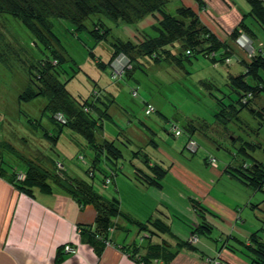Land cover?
<instances>
[{
	"label": "trees",
	"instance_id": "obj_1",
	"mask_svg": "<svg viewBox=\"0 0 264 264\" xmlns=\"http://www.w3.org/2000/svg\"><path fill=\"white\" fill-rule=\"evenodd\" d=\"M194 1L199 10L205 8L202 0ZM246 2L250 6V12L243 15L241 21L231 31L225 33L223 31L228 37V41L237 49H241L240 44L236 42L241 35L246 36L252 42L256 39L255 31L245 23L246 16L250 17L264 31V0H246ZM167 3L168 0H0V43L4 42L7 36V28L2 22L1 16L10 15L21 23L46 49L51 50V57L40 59L38 66H31L32 69L28 71L30 77L27 84L20 89V92L18 91L19 102H28L38 97L44 98L46 103L42 108L41 117L47 118L51 124V129L41 126L40 135L55 145L63 130L68 129L82 136L86 144L85 147L92 152L90 161L87 162L85 168V174L91 182L69 176L61 163L54 164V162L43 158L35 159L34 155L27 159L28 163H24L23 168L19 171L15 168L16 163L12 167L11 162L3 159L0 154V176L5 178V174L1 171H6V168L2 165H9L11 171L7 180L19 193L28 197H34L35 191L43 194L60 193L71 198L79 208L91 206L95 212L93 223L89 225L78 224L76 228L80 242L89 246L97 256L106 246L112 245V233L114 231H126V228L120 225L116 219L119 218L125 224L134 226L138 234L142 233L141 238L145 239L146 243L137 245L132 242L120 246V249L138 264L157 262L158 264H170L180 251L197 252L195 243L198 238L209 237L214 229V224L208 222L207 217L211 216L220 220L222 218L204 206L200 200L187 195L190 207L200 219L193 226H190L187 235L181 238L172 232L169 224L164 220L148 217L144 222H141L132 217L129 212L122 210L123 199L121 197H119L120 199L106 197L96 192L93 180L97 174L102 187H107L110 184L115 187V179L121 175L122 179L133 181L137 186L161 189L168 171L160 165L152 163L148 155L142 150L131 153V161L129 160V162L132 171L126 173L123 170L124 167L120 163L123 155L116 144L119 134L115 139H106L100 132L103 130V121L112 120V107L115 106L120 111L117 106L118 103L113 94L106 90L99 93L93 91L91 101L87 99L81 102L72 101L66 89V82L59 80V76L63 73L61 66L69 60H66L64 55L55 50L59 41L52 32L51 19L68 20L75 25L77 31H83L86 30L85 20L90 19L91 16H96V20L91 22V28L87 30V33L97 43L105 40L110 31L104 24L103 18L116 23L121 22L129 29L136 30L138 28L135 26L138 22L157 13L159 19L150 26L154 32L153 36L144 32L140 33L137 30L135 36L141 37L138 42L133 41V38L136 39L135 36L126 41L114 40L106 63L96 59L92 52L88 53L95 60L99 69L103 71L106 67L109 69V79L115 84H120L125 77L126 80L131 78L136 68L140 67V58L144 57L154 62L163 60L173 62L182 67L183 62L190 63L191 58L196 59L197 56H203L208 58L213 65L218 63L225 65L226 59L234 55L235 49L226 40H219L215 33L201 21L198 13L192 7L181 4L175 8V14L172 15L164 9ZM10 46L9 43L4 44V46L0 45V49L5 48V50H0L2 62L4 60L2 57H5L6 53L13 56L11 52L13 48ZM121 57L123 59L119 61ZM244 57V59L238 58V63L240 62L239 65L243 68L240 73L228 72L226 74V86L229 90L220 97L214 96L218 106V111L214 115L223 126V137L231 139L232 142H240L242 147L239 150L243 154H246L244 145L251 151L259 150L263 155V160L249 155L248 162L241 160L238 164L233 163V165L231 164L232 160L223 169H220L217 159L208 152L205 154L203 162L212 169L219 168L222 171L221 177L224 176L227 180L224 181L225 185L221 187L223 192H234L239 187V190H248L251 197L258 193H264V143L247 142L244 137L238 134V130L235 132L234 128H227V125L228 123H241L240 114L242 111H246L248 114L256 116L255 121L258 125L254 131L250 128L251 134L259 137L258 131L264 127V107L259 103L261 94L264 93V78L262 77L264 74V44L258 42L253 52H248ZM204 85L211 88V86ZM136 95L137 88H134L130 91V96L135 97ZM142 109L145 117L157 114L161 120L167 123L169 125V132H167L173 137L185 135L186 139L182 144L183 150L190 154L196 153L198 144L194 139V134L199 133V129L195 126V119L177 116L168 119L147 100H143ZM29 123L32 122L29 120ZM139 123L152 133L151 129L141 120ZM39 124L38 121L36 125ZM204 125L207 126L205 123ZM176 131L178 132L177 135L175 134ZM98 136L103 138L100 139ZM150 143L156 146V143L151 139ZM212 145H216L214 141H212ZM9 147L13 153L10 151L6 153L10 156H16V149L11 145ZM79 157L84 159L83 156ZM15 158L22 162L17 156ZM133 159L140 160L141 165L139 163L133 164ZM18 174L23 175L22 181L17 180ZM236 182L239 186L235 188ZM118 193L121 195L120 190ZM130 193L135 195L132 186ZM263 201L264 199H258L254 203L246 202L244 209L259 211ZM244 206H239L236 210L242 211ZM263 227L254 229L246 240L231 233H223L224 236L220 244L230 253L244 256L247 264H264V239L260 236V234L264 235ZM171 241L174 243L171 244ZM73 248L74 252L70 254L76 253V247L73 246ZM63 253L61 246L59 254ZM64 254L69 253L65 252ZM56 261L59 262L60 258H56ZM205 263L228 264L222 259L209 257L205 259Z\"/></svg>",
	"mask_w": 264,
	"mask_h": 264
},
{
	"label": "rangeland",
	"instance_id": "obj_2",
	"mask_svg": "<svg viewBox=\"0 0 264 264\" xmlns=\"http://www.w3.org/2000/svg\"><path fill=\"white\" fill-rule=\"evenodd\" d=\"M202 2L205 4V8L199 10L194 0H168L164 9L172 15L175 14V8L181 4L195 9L201 21L212 27L213 31L215 29L214 32L217 33L215 35L218 39L226 40L235 49L234 55L226 59L225 65L220 63L213 65L208 58L203 56H197L196 59L191 58L190 63L183 62L182 67L173 62L164 60L154 62L144 57L140 58V67L136 68L133 76L128 80L125 77L120 84L113 83L108 76L109 69L107 67L104 71L99 69L95 64V60L88 53L92 52L96 59L106 63L114 40H129L137 34V30L140 33L144 32L153 36L154 32L150 29V26L155 20L159 19L157 13L149 15L138 22L135 26L138 28L136 30L129 29L121 22L116 23L103 18L104 24L110 31L105 40L97 43L87 33V30L91 28V22L96 20V16H91L90 19L85 20L86 30L83 31H77L75 25L68 20L51 19L52 32L59 41L55 50L64 55L66 60H69L61 66L63 73L59 76V80L66 82V89L72 101L81 102L85 99L91 101L93 91L99 93L106 90L113 94L118 103L117 106L121 112L113 105L112 120H104L103 130L100 132L106 139H115L119 134L116 144L123 155L120 161L122 167H124L123 170L126 173L132 171L129 162V160L131 161V153L132 151L142 150L148 155L152 163L160 165L169 174L167 179L162 182L160 190L154 188H150V192L135 190V195L130 193V185L120 187L121 183H129V181L118 175L116 186L120 187L121 194L118 195V190L115 191L113 185L102 187L99 182V175L96 173L97 176L93 180L96 192L106 197H116L117 199L121 197L123 199L122 210L132 208V214L136 217L144 218L142 216L146 215V219L151 216L152 219L156 217L164 220L169 224L172 232L181 238L186 236L190 226L194 225V217L196 219L199 217L190 208L187 200L189 194L184 193V187L173 181L172 174L174 170L182 174L185 167H188L187 173H204V176L212 179L214 169L203 162L205 154L208 152L217 159L220 169H223L232 160L231 164H238L241 160L248 162L249 155L263 160V155L259 150L251 151L244 145L243 147L248 155L243 154L239 150L242 147L240 142H232L231 139L223 137V126L214 115L218 111L214 96L220 97L229 90L226 86V74L228 72L237 74L243 70L239 65L240 62L238 63V58L244 59L245 54L253 52L258 42L264 44V31L250 17L246 16L245 23L255 31L256 39L252 42L246 36L241 35L236 40L241 49H237L228 41V37L225 36L221 28L228 32L231 31L241 21L242 16L250 12L249 4L246 0H202ZM1 19L7 28V36L0 45L11 44L10 47L13 49L10 51L13 56L6 53L5 57H2L5 61L0 60V135L2 136L0 139H3L7 144L0 145V147L5 150V153L7 151L13 153L9 145L16 149V156L22 160V162H18L16 156L10 153L12 161H17L15 164L17 165L16 170L20 171L24 163H28L26 158L34 155L35 159L43 158L54 162V164L61 163L65 172L71 177H79L90 181L85 174V168L87 162L90 161L92 152L85 147L84 138L75 132L64 129L55 145L51 144L50 141L40 135L39 130L41 126L51 129V124L47 118L45 116L41 117L46 100L42 97L28 102H19L18 100L20 89L27 84L30 77L28 71L32 69L31 66H38L40 59L51 57V50L46 49L39 43L12 16L2 15ZM231 27L233 28L231 29ZM135 38H133L135 42L141 40V37L135 36ZM0 50H5V48L2 47ZM122 59L123 57L119 61H122ZM262 77L264 78V74H262ZM204 84L208 87L211 86V88H207ZM134 88H137V95L131 97L130 91ZM143 100H147L149 104L153 105L168 119L173 116L195 119V126L199 129V133L194 134V139L198 144L195 154L183 150L182 144L186 136L173 137L168 133L169 125L161 120L157 114L144 116ZM259 103L264 107V93L261 94ZM240 116L241 123H228L227 128H234L235 132L238 130V134L244 137L247 142L264 143V127L259 129V137H255L253 133H250V128L252 131L258 128L255 121L256 116L248 114L246 111H242ZM39 118L42 119L39 120ZM29 120L32 123H29ZM139 120L147 125L152 133L145 129L139 123ZM38 121L40 124L37 126ZM101 137L98 136L100 139ZM150 139L156 143V146L150 143ZM212 141L216 144L215 146L212 145ZM79 156H83L84 159L82 160ZM137 163L141 165L140 160L133 159V164ZM122 174L124 173L122 172ZM22 178L23 175L21 178H18L17 175V180L22 181ZM224 181L227 180L223 176L222 181L217 179L216 184L219 183V186L222 187V185H225ZM236 186H239V184H235L234 187L236 188ZM226 193L229 196L230 191H226ZM241 193L247 196L246 202L254 203L258 199H264V193H258L251 197L248 196L249 191L246 189L241 190ZM141 203L147 209L142 208ZM244 208L245 206L242 208L241 214L243 212V215L241 216L248 219L247 229L252 230L254 224H257L255 230L264 226V201L259 211ZM210 219L213 220L214 225L221 232L229 234L227 233L229 223H221L219 219L212 217ZM231 223L234 224L233 221ZM124 227L126 231H117L114 235L115 240H124L125 236L128 235L131 241L137 245H141L142 242L146 243V240L141 238L142 233L138 234L134 226L124 224ZM219 235V231L215 229L213 236L215 243L219 240ZM260 236L264 239V235L260 234ZM209 237L204 236L201 239L209 240ZM229 255L230 251L224 250L222 257L228 258ZM237 255L241 260H246L241 254Z\"/></svg>",
	"mask_w": 264,
	"mask_h": 264
},
{
	"label": "crops",
	"instance_id": "obj_3",
	"mask_svg": "<svg viewBox=\"0 0 264 264\" xmlns=\"http://www.w3.org/2000/svg\"><path fill=\"white\" fill-rule=\"evenodd\" d=\"M193 10L195 11V9ZM207 27L213 31L212 27ZM221 29L224 33L226 32L223 28ZM214 31L213 33H215ZM215 34L217 35V33ZM0 137L2 138L1 135ZM1 143L6 144L3 139H0V145ZM0 154L3 159L11 162L12 167H14V163L19 161L17 159L13 162L10 155L5 153L3 148H0ZM2 166L6 168V171H1L5 174V178L0 176V264H138L120 249V246L133 242L128 235L125 236L124 240H115L114 235L116 232L122 230L112 233V245L106 246L98 256L89 246L80 242L76 226L78 224L89 225L93 223L95 212L91 206L79 208L71 198L60 193L43 194L35 191L34 197L21 194L7 180L11 167L9 165ZM187 169L188 167H185L182 174L172 170L174 172L172 174L173 181L184 187V193L200 200L204 206L220 216L222 220L212 218L219 219L221 223H229L227 233L246 240L257 224L252 226V230L247 229L248 219L241 216L243 212L241 214V211L238 212L236 209L246 204L247 196L241 193L239 187L237 191L230 192L227 196V193L222 191L223 189L219 186V183L216 184L217 179L222 181L221 176L223 173L219 168L214 169L212 179L204 176V173L189 174L186 172ZM167 176L165 179H167ZM116 180L117 178L115 179V189L117 190L125 185H130L134 190H142V192L143 190L150 192V188L153 189V187L137 186L133 181L121 183V186L117 187ZM248 196L250 195L248 194ZM141 204L142 208L147 209L143 203ZM125 211L141 222H144L147 217L146 215L142 216L144 218L136 217L132 214V208ZM194 214L196 215L195 212ZM210 217H207L208 222L214 224ZM194 219L196 223L200 218L196 219L194 217ZM116 221L122 226L125 224L119 218ZM215 229L221 235H219L217 243L214 242L213 238ZM223 236V232L214 225L209 240L199 237L196 241L197 252L180 251L170 264H206L205 259L207 257L219 258L228 264H247L237 254L230 253L228 258L222 257L224 250H226L220 244ZM172 243L174 241H171ZM64 244L75 246L76 253L59 254V249ZM56 258H60V261H56ZM153 264H158V262Z\"/></svg>",
	"mask_w": 264,
	"mask_h": 264
},
{
	"label": "built area",
	"instance_id": "obj_4",
	"mask_svg": "<svg viewBox=\"0 0 264 264\" xmlns=\"http://www.w3.org/2000/svg\"><path fill=\"white\" fill-rule=\"evenodd\" d=\"M175 134L177 135L178 132L176 131ZM21 176H22L21 174H18V178H21ZM64 251L67 253H73L74 252V250L68 245L64 246ZM207 261H209V260H207ZM214 264H218V263H214Z\"/></svg>",
	"mask_w": 264,
	"mask_h": 264
},
{
	"label": "bare ground",
	"instance_id": "obj_5",
	"mask_svg": "<svg viewBox=\"0 0 264 264\" xmlns=\"http://www.w3.org/2000/svg\"><path fill=\"white\" fill-rule=\"evenodd\" d=\"M66 245H68V246H70L72 249H74L73 248V245H70V244H64V245H62V248H63V251H64V246H66ZM64 253H65V251H64ZM67 253V252H66ZM70 254V253H69Z\"/></svg>",
	"mask_w": 264,
	"mask_h": 264
}]
</instances>
